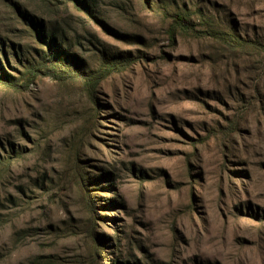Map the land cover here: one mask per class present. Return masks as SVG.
I'll list each match as a JSON object with an SVG mask.
<instances>
[{
	"label": "rangeland",
	"instance_id": "374dc122",
	"mask_svg": "<svg viewBox=\"0 0 264 264\" xmlns=\"http://www.w3.org/2000/svg\"><path fill=\"white\" fill-rule=\"evenodd\" d=\"M87 2L0 0V264H264V0Z\"/></svg>",
	"mask_w": 264,
	"mask_h": 264
},
{
	"label": "trees",
	"instance_id": "16d2710c",
	"mask_svg": "<svg viewBox=\"0 0 264 264\" xmlns=\"http://www.w3.org/2000/svg\"><path fill=\"white\" fill-rule=\"evenodd\" d=\"M74 2H76L78 5H87L88 4V0H73ZM22 13H27V15H29V13L26 11V12H22ZM180 19H183V17H180ZM33 22H35L34 20L38 21V18L35 16L32 18ZM40 35L43 37V39H46V37L48 35L51 36V40L54 39L55 35H52V33L48 34V33H44V31H40L39 32ZM212 34H214V36L216 35V33L218 34V37L220 39H223L227 42H233L235 41V38H233L229 33L225 32V31H216V30H212L211 31ZM111 64L108 65V67H110ZM107 75V73L104 71H102L101 69L99 70H95V71H92L89 72V73H86L84 74V79L86 80V83L90 86H94L95 84L99 83L103 78H105Z\"/></svg>",
	"mask_w": 264,
	"mask_h": 264
}]
</instances>
